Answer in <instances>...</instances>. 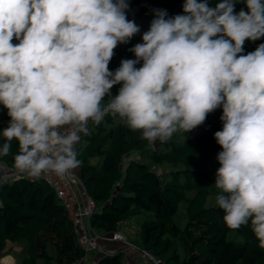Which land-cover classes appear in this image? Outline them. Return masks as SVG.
Listing matches in <instances>:
<instances>
[{
	"label": "clouds",
	"instance_id": "9594fccd",
	"mask_svg": "<svg viewBox=\"0 0 264 264\" xmlns=\"http://www.w3.org/2000/svg\"><path fill=\"white\" fill-rule=\"evenodd\" d=\"M240 2L247 11H235ZM129 9L128 0H0V104L10 117L0 157L15 140V174L63 178L81 166L77 145L89 122L111 115L166 142L222 108L216 204L229 229L250 221L264 249V43L242 54L246 40L264 37V0H185L173 17L155 9L129 49L135 59L113 72L114 49L140 32Z\"/></svg>",
	"mask_w": 264,
	"mask_h": 264
},
{
	"label": "trees",
	"instance_id": "16d2710c",
	"mask_svg": "<svg viewBox=\"0 0 264 264\" xmlns=\"http://www.w3.org/2000/svg\"><path fill=\"white\" fill-rule=\"evenodd\" d=\"M219 2L208 0L210 7ZM128 3L130 20L155 18V9L167 10L169 17L183 14L185 0ZM241 9L247 11L244 3H237L235 11ZM140 30L127 44L114 49L110 71L119 68L124 59H135L129 49L142 43L146 31ZM12 43L19 41L13 39ZM262 43L264 37L246 40L242 54ZM120 87L115 85L111 95L115 96ZM109 99L105 97L104 102ZM222 114V108H217L202 125L188 133L178 131L166 142H149L142 138V131L131 130L111 115L99 125L89 122L91 134H81L77 147L81 161L77 171L96 204L92 228L101 235L123 233L139 248L136 252L145 250L162 259V264H264V249L259 247L251 222L237 230L229 229L223 220L224 211L216 204L220 191L215 187L220 167L217 156L222 148L214 133L222 130ZM9 121L7 109L0 104V133ZM4 142L0 135V145ZM11 145L9 155L0 157V163L14 165L19 145L15 140ZM133 220H137V229L126 234L122 228ZM9 247H15L16 264H77L88 256L66 207L43 179L17 178L0 184V258ZM124 257L125 248L117 247L89 264H129Z\"/></svg>",
	"mask_w": 264,
	"mask_h": 264
},
{
	"label": "built area",
	"instance_id": "2783aa9c",
	"mask_svg": "<svg viewBox=\"0 0 264 264\" xmlns=\"http://www.w3.org/2000/svg\"><path fill=\"white\" fill-rule=\"evenodd\" d=\"M153 19L154 18H148L146 16H138L131 18L130 20H134L140 29L148 31ZM5 175L9 177L8 180L16 178H28L27 176L15 174V169L13 166L2 162L0 163V177ZM40 179L45 180L49 185H51L58 198L65 205L76 228L79 242L81 243L87 255L99 248L102 249V251H106L101 245L103 240L127 242L136 248V246L131 244L126 236L121 232H113L111 234L101 235L94 228H92L91 216L94 212L96 204L94 200L87 194L86 188L79 177L77 169L72 174L63 178L56 176L55 174H50L44 175ZM143 255L149 259L152 264L163 263L162 259L153 256L145 250L143 251Z\"/></svg>",
	"mask_w": 264,
	"mask_h": 264
},
{
	"label": "crops",
	"instance_id": "0c3cea01",
	"mask_svg": "<svg viewBox=\"0 0 264 264\" xmlns=\"http://www.w3.org/2000/svg\"><path fill=\"white\" fill-rule=\"evenodd\" d=\"M107 242H109V241H107ZM117 242H119V241H117ZM126 244H122V243H116V242H114L112 245H110V244H107L106 243V241H103V246H105V250H108V251H113L115 248H117V247H123V248H125V254H126V258H127V260H128V262H129V264H152V262H148L147 260H146V262H141V259H140V257L139 256H137L136 255V248H134V247H132L131 245H127V246H125ZM99 252V251H98ZM98 252L94 255H90L85 261H84V263L83 262H79L78 264H87V261L89 262H95L96 261V258H98L97 256H98ZM89 258H90V260H89ZM144 258V257H143ZM12 260L14 261V259H12V258H8L7 259V261L8 262H12Z\"/></svg>",
	"mask_w": 264,
	"mask_h": 264
},
{
	"label": "rangeland",
	"instance_id": "374dc122",
	"mask_svg": "<svg viewBox=\"0 0 264 264\" xmlns=\"http://www.w3.org/2000/svg\"><path fill=\"white\" fill-rule=\"evenodd\" d=\"M140 31H142V30H140ZM128 227H123L122 228V230H124V232L126 233V234H128V233H132L133 234V232L137 229V220H133V223H129L128 225H127ZM13 248L15 249V247H9L7 250V253L5 254V255H3L2 256V258H0V264H16V260H15V258H14V255H13ZM98 252V251H97ZM96 251H94L93 253H92V255L94 254H96L97 253ZM136 253V255L137 256H139L140 257V259H141V262H146V258H143V256L139 253V252H135ZM102 255V251L100 250L99 252H98V256L97 257H99V256H101ZM8 258H12V259H14V261L12 260V262L10 263V262H8L7 261V259ZM89 260H90V258H89ZM124 260L126 261V262H128L127 261V259H126V257H124ZM148 262H150V261H148ZM79 263V262H78ZM77 263V264H78ZM90 263V261L88 262L87 261V264H89Z\"/></svg>",
	"mask_w": 264,
	"mask_h": 264
}]
</instances>
